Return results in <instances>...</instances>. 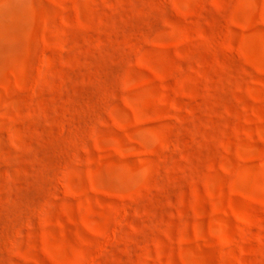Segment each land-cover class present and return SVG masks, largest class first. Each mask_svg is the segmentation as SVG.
Instances as JSON below:
<instances>
[{"label":"rangeland","instance_id":"obj_1","mask_svg":"<svg viewBox=\"0 0 264 264\" xmlns=\"http://www.w3.org/2000/svg\"><path fill=\"white\" fill-rule=\"evenodd\" d=\"M0 264H264V0H0Z\"/></svg>","mask_w":264,"mask_h":264}]
</instances>
